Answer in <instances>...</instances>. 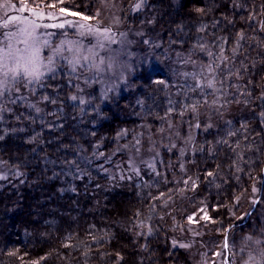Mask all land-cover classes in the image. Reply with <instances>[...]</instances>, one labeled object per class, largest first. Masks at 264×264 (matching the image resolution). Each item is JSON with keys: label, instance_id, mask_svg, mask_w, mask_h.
I'll return each mask as SVG.
<instances>
[{"label": "trees", "instance_id": "1", "mask_svg": "<svg viewBox=\"0 0 264 264\" xmlns=\"http://www.w3.org/2000/svg\"><path fill=\"white\" fill-rule=\"evenodd\" d=\"M37 1L94 17L95 0ZM160 2L151 14L160 39L180 54L178 70L194 62L192 82L178 70L143 67L127 93L81 107L61 72L31 90L40 114L0 102V264H191L170 245L167 198L186 195L222 227L254 184L264 205V0ZM207 80L214 88L195 87ZM216 107L231 122L202 124L188 157L164 149L154 172L128 171L127 151L146 133Z\"/></svg>", "mask_w": 264, "mask_h": 264}, {"label": "rangeland", "instance_id": "2", "mask_svg": "<svg viewBox=\"0 0 264 264\" xmlns=\"http://www.w3.org/2000/svg\"><path fill=\"white\" fill-rule=\"evenodd\" d=\"M160 1L143 0L142 7L133 11L141 0H95L94 17L85 19L43 7L37 0H0V102H25L27 108L40 114L42 107L32 99L31 90L61 72L75 85L69 100L81 107L95 101V96L106 104L127 93L132 77L143 67L174 73L182 61L180 54L166 49L151 15ZM169 1L175 6L179 2ZM61 23L64 28L52 27ZM194 67L193 61H183L178 71L185 81L194 80ZM81 99L85 103L81 104ZM217 107L211 115L193 113L190 120H169L161 132L146 133L143 143L134 142L127 151L128 171H138L139 175L154 172L149 165H155L164 149L188 157L202 124L211 127L212 116L231 122L232 118L220 115ZM180 166L184 175L191 173L190 166ZM260 190L261 184H254L249 193L236 199L230 227L212 223L201 208L189 206L190 201L184 203L186 195L167 198L161 219L170 245L186 252L191 264H264Z\"/></svg>", "mask_w": 264, "mask_h": 264}, {"label": "snow or ice", "instance_id": "3", "mask_svg": "<svg viewBox=\"0 0 264 264\" xmlns=\"http://www.w3.org/2000/svg\"><path fill=\"white\" fill-rule=\"evenodd\" d=\"M142 3H143V0H141L140 3H137V4L135 5V7L133 8V11H136V10L140 9V8L142 7ZM62 11H63V9H62ZM85 19H87V17H85ZM46 27H49V25H46ZM52 27L64 28V27H65V24L61 23V24H58V25H52ZM241 38H242V37H241ZM145 42L147 43V41H145ZM210 55H211V53H210ZM213 70H214V69H213V65L209 64V65H208V71H209V72H212ZM193 78L195 79V76H194ZM195 87H196V88H202V87L214 88V80H208L207 83H206L205 85H202L200 82H197L196 85H195ZM72 99L75 100L76 97H73ZM79 102H80L81 104L85 103V101L82 100V99H81ZM37 111H39V109H37ZM198 126H199V125H197V127H198ZM2 138H3V137H0V139H2ZM130 166H131V165H130ZM149 167H151V168H153V170H155V166H154V164H150ZM137 175H139V172H138V171H137ZM209 175H211V173H209ZM3 178H4V177L0 176V179H3ZM253 191L255 192L256 189L253 188ZM205 218H207V217L205 216ZM189 220L191 221V220H192V217H189Z\"/></svg>", "mask_w": 264, "mask_h": 264}, {"label": "clouds", "instance_id": "4", "mask_svg": "<svg viewBox=\"0 0 264 264\" xmlns=\"http://www.w3.org/2000/svg\"><path fill=\"white\" fill-rule=\"evenodd\" d=\"M12 59H15V54H12ZM11 62V61H10ZM20 69H17V72L19 73Z\"/></svg>", "mask_w": 264, "mask_h": 264}, {"label": "water", "instance_id": "5", "mask_svg": "<svg viewBox=\"0 0 264 264\" xmlns=\"http://www.w3.org/2000/svg\"><path fill=\"white\" fill-rule=\"evenodd\" d=\"M263 170H264V167H263ZM224 246L226 247V236L224 238Z\"/></svg>", "mask_w": 264, "mask_h": 264}]
</instances>
